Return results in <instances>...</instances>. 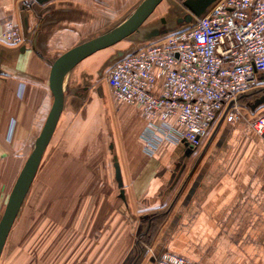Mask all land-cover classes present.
Listing matches in <instances>:
<instances>
[{"label": "crops", "instance_id": "obj_1", "mask_svg": "<svg viewBox=\"0 0 264 264\" xmlns=\"http://www.w3.org/2000/svg\"><path fill=\"white\" fill-rule=\"evenodd\" d=\"M140 1L0 0V217L53 102L49 88L51 63L96 30L112 27L109 22L118 23L121 13L129 14ZM161 17L167 22L160 23L165 33L188 24L176 23L178 17L171 21ZM8 24L19 29L20 42L4 39ZM148 28L151 27L144 29ZM104 49L81 60L65 76L63 108L49 143L66 117L79 112L75 106L82 103V96L89 95L92 87L94 92L98 91L96 61ZM262 83L264 77L258 84ZM129 111L130 131L121 136L120 142L110 144L116 153L110 162L103 158L105 172L79 175L81 181L98 180L111 187L90 185L86 195L118 197L122 201L100 211L101 221L111 235L102 242L109 246L104 250L105 256L97 258L95 264H120L133 244L129 228L147 227L158 216L164 223L153 248L154 255L166 248L198 264H248L250 259H256L257 255L248 250L249 246L262 245V234L250 239L243 230L263 226L264 133L248 137L246 132V140L240 141L239 158L217 162L224 168L216 174L215 170L209 172V165L219 161L214 157L193 162L197 146L167 142L154 156L147 155L140 137L145 121L137 109ZM219 122L229 124L225 120ZM232 143L224 140V148H231ZM115 158L121 186L115 175ZM213 177L216 178L212 180ZM233 212L250 214L249 220L240 218L237 224L232 220ZM153 213L158 215L153 218ZM148 259L154 264L153 257Z\"/></svg>", "mask_w": 264, "mask_h": 264}, {"label": "rangeland", "instance_id": "obj_2", "mask_svg": "<svg viewBox=\"0 0 264 264\" xmlns=\"http://www.w3.org/2000/svg\"><path fill=\"white\" fill-rule=\"evenodd\" d=\"M136 1L138 3L139 0ZM187 1L161 0L141 28L160 26L161 16H166L171 21L190 13ZM127 14L121 13L120 21ZM115 24L116 22H109V26ZM107 29L96 30L87 36V39ZM142 44L138 34H132L98 53L101 55L96 61L95 83L98 91L94 92L92 87L89 95L82 96V103L75 106L79 112L73 113L72 117H66L62 122L65 127H58L46 148L7 236L0 264H95L97 258L105 256L104 250L109 246L103 245L102 242L111 232L101 221L100 211L102 208L116 207L117 204H122V201L118 197L114 199L111 196L103 198L86 195L90 185L93 188L96 185L100 188L102 185L106 188L110 185L106 186L105 182L98 180L81 181L79 175L86 172H105L103 158L106 157L110 162L116 153L110 144L120 142L121 136L130 131L129 108H137L117 99L103 74L110 64L108 57L118 54L115 50L129 52ZM262 95L264 96V83L254 85L241 95L235 120L227 125L215 123L195 148L193 162H203L209 157H214L219 161H213L209 165V172L215 170L217 174L224 168V165H217V162H223V158H239L240 141L246 140V132L248 137L262 136L263 134L255 129L256 122L264 117V101L255 105V101ZM224 140L232 141L233 146L224 148ZM110 184L116 190L114 182L110 181ZM235 211H238V207H235ZM249 215L233 212L232 220L238 224L240 218L249 220ZM163 221L164 219L158 216L147 227L141 225L139 228H129L128 233L130 231L133 236V244L120 264H152L148 258L155 257L153 248L162 231ZM262 224V229L243 230L250 239H255L259 233L263 237L262 245L249 246V253L257 256L256 259L247 261L248 264H264V214ZM238 227L239 225L235 228L236 232H239ZM235 230L231 231L232 234Z\"/></svg>", "mask_w": 264, "mask_h": 264}, {"label": "built area", "instance_id": "obj_3", "mask_svg": "<svg viewBox=\"0 0 264 264\" xmlns=\"http://www.w3.org/2000/svg\"><path fill=\"white\" fill-rule=\"evenodd\" d=\"M3 37L21 41L12 24ZM103 77L117 99L139 110L146 154L167 142L196 147L215 123L235 120L240 96L264 77V0H214L186 28L114 59ZM255 129L264 133V117ZM154 264L195 263L163 251Z\"/></svg>", "mask_w": 264, "mask_h": 264}, {"label": "water", "instance_id": "obj_4", "mask_svg": "<svg viewBox=\"0 0 264 264\" xmlns=\"http://www.w3.org/2000/svg\"><path fill=\"white\" fill-rule=\"evenodd\" d=\"M213 1L214 0H188L186 4L190 6V13L178 17L176 23L191 22L194 17L201 16ZM160 2L161 0H141L139 4H137V6L121 21L100 34L72 46L65 52L61 53L51 63L49 88L53 95V102L44 125L34 141V146L12 186L5 208L0 217V256L10 229L39 168L40 161L53 135L63 108L65 90L63 82L65 76L84 58L98 50L114 45L132 34H138V38L143 42L150 41L151 39L164 34L166 30H162L161 26H154L148 29L141 28V25ZM160 22L161 24H167L164 17L160 18ZM117 53V55H113L109 59V63L125 52L118 51ZM262 101H264V96L256 100L255 105ZM114 167L118 184L121 186L122 182L120 180L119 165L116 158L114 161ZM123 195V190L121 189L120 196L123 198Z\"/></svg>", "mask_w": 264, "mask_h": 264}, {"label": "trees", "instance_id": "obj_5", "mask_svg": "<svg viewBox=\"0 0 264 264\" xmlns=\"http://www.w3.org/2000/svg\"><path fill=\"white\" fill-rule=\"evenodd\" d=\"M156 215H158V213H153V214H151V217L153 216V218H154V216H156Z\"/></svg>", "mask_w": 264, "mask_h": 264}, {"label": "bare ground", "instance_id": "obj_6", "mask_svg": "<svg viewBox=\"0 0 264 264\" xmlns=\"http://www.w3.org/2000/svg\"><path fill=\"white\" fill-rule=\"evenodd\" d=\"M65 81V80H64ZM63 85L65 86L64 82H63Z\"/></svg>", "mask_w": 264, "mask_h": 264}]
</instances>
